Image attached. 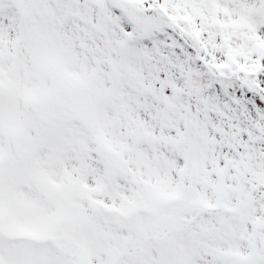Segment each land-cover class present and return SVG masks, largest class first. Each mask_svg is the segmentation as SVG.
Masks as SVG:
<instances>
[{"label": "snow or ice", "instance_id": "6c2138e0", "mask_svg": "<svg viewBox=\"0 0 264 264\" xmlns=\"http://www.w3.org/2000/svg\"><path fill=\"white\" fill-rule=\"evenodd\" d=\"M0 264H264V0H0Z\"/></svg>", "mask_w": 264, "mask_h": 264}]
</instances>
